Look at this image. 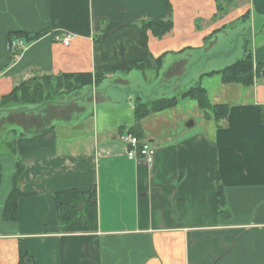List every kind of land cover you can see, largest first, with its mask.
<instances>
[{"label":"crops","instance_id":"0c3cea01","mask_svg":"<svg viewBox=\"0 0 264 264\" xmlns=\"http://www.w3.org/2000/svg\"><path fill=\"white\" fill-rule=\"evenodd\" d=\"M151 20L172 29L142 35ZM18 33L32 40L13 51ZM244 44L264 60V0H0V101L32 78L46 93L0 107V264H264V83L218 74ZM57 78L69 88L52 93ZM196 86L228 107L218 126L180 99ZM171 98L137 123L153 160H129L135 106ZM67 190L94 194V230L60 229L52 194Z\"/></svg>","mask_w":264,"mask_h":264},{"label":"trees","instance_id":"16d2710c","mask_svg":"<svg viewBox=\"0 0 264 264\" xmlns=\"http://www.w3.org/2000/svg\"><path fill=\"white\" fill-rule=\"evenodd\" d=\"M220 5V4H219ZM219 8V7H218ZM145 35L150 32L152 36L160 38L163 35L169 33L172 29V22L170 20H151L146 22H141L137 26ZM38 38V36H35ZM33 38V39H35ZM15 39H19L27 45V43L32 40L28 38L25 34H12L9 37V43ZM248 44V43H247ZM244 44V56L240 60L236 61L232 65L226 67L222 71H219V75L223 84H238L242 87H250L256 80H261L264 83V60L259 63L254 64L251 50L249 45ZM41 78V81H45L48 84V79ZM58 79L57 87L54 90H50L52 93H56L59 90H66L69 88L67 79ZM30 81V82H29ZM21 83L19 86L14 88L8 95L4 96L0 101V107L6 105V103H14L15 105H20V103L31 102H42L46 93L44 92V85L40 83L37 78H32L31 80ZM51 93V96H52ZM47 96H50L49 94ZM180 99H190L196 102L197 106L201 111L205 112L206 117L212 118L217 126L218 123L224 122L228 116V107L225 105H211L204 90L199 87H192L184 91L180 95ZM177 98L171 99H160L157 101H152L150 103L139 104L135 106L134 117L136 125L130 128V133L137 138L141 139L140 128L137 126L139 120L144 118L148 113L159 112L166 109L173 108L176 106ZM22 166L17 163L15 166L14 174L12 177V189L7 196L3 219L5 221H15L17 219L16 202L19 197H22L17 189L16 182L20 174L22 173ZM0 183H1V169H0ZM218 204L223 208L222 195L220 189H218ZM53 195V201L55 203V208L58 212V222L60 229L64 232H75V231H92L96 226V215H95V196L93 193H81L75 190H67L60 193H55ZM18 264H33V261L28 258L24 261L20 260Z\"/></svg>","mask_w":264,"mask_h":264},{"label":"built area","instance_id":"2783aa9c","mask_svg":"<svg viewBox=\"0 0 264 264\" xmlns=\"http://www.w3.org/2000/svg\"><path fill=\"white\" fill-rule=\"evenodd\" d=\"M58 36H55L53 40L59 41ZM71 41V37L69 35H66L65 38L62 39L61 43L63 46H68ZM9 48L11 50H18L25 48V44L23 41L19 39H15L9 43ZM120 143H122L126 149L124 154L129 160L138 161L137 157H140L141 159H144L145 161L151 162L154 158L155 152L153 149L149 147V145L146 142H142L140 140H137L136 137H133L132 135H124L120 138Z\"/></svg>","mask_w":264,"mask_h":264},{"label":"rangeland","instance_id":"374dc122","mask_svg":"<svg viewBox=\"0 0 264 264\" xmlns=\"http://www.w3.org/2000/svg\"><path fill=\"white\" fill-rule=\"evenodd\" d=\"M6 150H7V146L6 145H4V146L0 145V151L4 152Z\"/></svg>","mask_w":264,"mask_h":264}]
</instances>
